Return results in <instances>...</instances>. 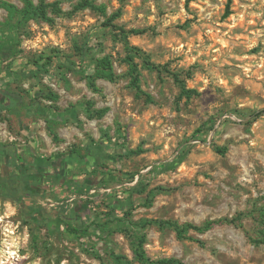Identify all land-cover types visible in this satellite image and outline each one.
<instances>
[{
  "label": "rangeland",
  "instance_id": "374dc122",
  "mask_svg": "<svg viewBox=\"0 0 264 264\" xmlns=\"http://www.w3.org/2000/svg\"><path fill=\"white\" fill-rule=\"evenodd\" d=\"M8 1L22 6L20 0ZM58 1L62 11L49 12L51 21L30 20L18 30L3 26L7 12L0 7V89L22 96L14 111L0 112V143L15 145L28 162L32 156L47 158L71 149L83 153L97 143L105 144L106 155H99L100 167L92 162L97 150H91L87 162L70 164L77 185L85 170H97L88 193L73 188L50 200L27 197L50 213L47 225L26 217L22 202L0 197V264H113L111 253L142 264L132 252L133 239L142 233L153 259L264 264V243L252 241L263 238L261 230L264 234L259 212L264 207V112L251 122L234 112L264 109V0H91L103 5L104 13L75 8L81 0ZM112 14L114 24L146 29L127 40L161 66L160 72L148 69L134 58L141 90L152 101L136 96L129 85L123 43L102 26ZM82 44L95 57H111L115 81L97 77L94 91L85 74L35 78L26 71L27 60L53 49L78 60L75 45ZM166 70L178 73L197 94L181 95ZM51 94L58 98L52 100ZM103 108L97 117L93 110ZM207 121L214 128L203 138H192ZM182 146L186 151L178 164L154 170L160 162H171ZM216 146L225 147V153ZM137 147L143 151L127 154ZM127 189L133 224L119 219L120 209L108 207ZM76 204L84 211L73 214ZM55 212L87 232L70 234L66 219L52 216ZM239 213L240 225L190 230V239L177 238L168 226L141 230L134 225L143 218L201 224Z\"/></svg>",
  "mask_w": 264,
  "mask_h": 264
},
{
  "label": "trees",
  "instance_id": "16d2710c",
  "mask_svg": "<svg viewBox=\"0 0 264 264\" xmlns=\"http://www.w3.org/2000/svg\"><path fill=\"white\" fill-rule=\"evenodd\" d=\"M22 2V6L18 7L14 3L8 0H0V7L3 8L7 12V20L4 22L3 26H9V29L15 28L20 29L23 28L26 23L30 20L38 21H51L49 12L52 13H61V8L59 6L58 0H53L51 2H47L46 0H39L35 3L33 0H20ZM80 7H92L94 9L99 10L100 12H105V7L103 5H95L91 0H81L77 4L75 8ZM226 13H228V7L226 9ZM116 14H112L107 17L106 20L102 23V26L109 27L114 32V36L117 37L123 43V48L125 51V56L123 58V62L126 63L128 67V75H129V85L135 90L136 96L141 94L145 95L148 101H152V98L149 94L142 92L140 87V70L139 65L135 61V57H139L142 59L144 66L148 69H155L157 71H161V66L155 64L149 59V56L142 52L137 47L129 44L127 38L130 34L137 35L144 33L146 29L139 28H125L123 26L117 25L113 23ZM1 26V23H0ZM75 50L79 53L80 57L78 60H74L71 55L65 54L58 50H51L49 53H41L33 56L31 59L27 60V64L29 69L26 70L30 72L32 77H41V76H57L59 78H63L66 73L73 74H85L87 75L89 86L97 91L98 88L95 85V78L100 77L109 81H115L117 75L114 72L113 61L109 55H104L101 57L93 56L92 49L86 45H75ZM89 59L90 62L86 64V60ZM92 67V68H91ZM172 75L173 80L177 82L180 86L181 95L186 98H190L193 94H197V91L194 89L187 88L184 80L180 77V75L176 72H169ZM52 100H56L58 98L57 94H51L49 96ZM19 104H22V96L17 92H3L0 89V112L4 108H8L10 110L16 109L15 107ZM106 109H95L93 112L96 113L97 117L103 115ZM236 114L243 118V121L251 122L256 119L259 115L264 112V109L258 111H241L234 110ZM49 130L50 126L48 125ZM214 128V122L207 121L202 125L197 127L193 134L192 138L200 139L208 133L209 130ZM117 145L123 147L122 142H117ZM105 144L97 143L95 146L92 145L87 146L85 148V152H81L78 149H71L66 153L53 155L51 157H39L32 156L33 160L30 162L26 161L25 158H21L17 153V147L13 144H2L0 143V197L7 196L12 197L15 201H20L23 203L26 209V217H34L37 222L43 221L48 223L49 220L45 221L50 216V213L46 212L41 206L34 203L27 197H46V193L44 190L46 188H38V182L41 180L53 179L56 185H62L67 181L68 176L71 173L70 164L74 161H83L87 162L89 160V155H91V150H97V154L93 155V163L98 165V157L99 155L104 154ZM100 149H102L101 152ZM185 146H182L179 149V152L172 159V161L160 162L154 170L156 172L165 171L173 165L178 164L181 161V157L184 155ZM216 151L220 154L225 153V147L216 146ZM143 150L141 147H137L136 149H130L127 151V154H139ZM97 170H85L86 177L83 180L82 184H79L77 188H82L86 193L94 186L93 184V175ZM74 188L75 190H78ZM73 189V188H72ZM42 192V193H41ZM16 195V196H15ZM49 195V194H48ZM52 197L58 198L57 194L51 193ZM109 210L112 211L116 208L120 209L122 212V216L119 218L122 222H128L129 224H133L130 220L131 210L133 208L132 201L130 200V194L128 189L125 190V196L123 198H114L113 201L108 205ZM64 209V208H63ZM79 209H83L84 206L82 204H76L73 208V214L76 213ZM65 211V210H63ZM261 221L264 227V207L259 209ZM72 215V214H71ZM85 215V214H84ZM242 214L235 215L233 217H221L217 219H208L205 220L201 224H193L190 222L180 223L173 219H157V218H143L137 222H134V225L139 229H144L149 225H156L158 227L168 226L172 228L179 239H187L189 238L188 232L190 230H194L197 232H204L215 225L229 223L233 225H240V218ZM52 216L57 218L64 217L66 220H63L66 223L67 230L70 234H74L77 236L84 235L87 232L86 227H76L72 224V218H68L62 212L52 213ZM67 217V218H66ZM72 217V216H71ZM86 217V216H85ZM73 218L75 216L73 215ZM52 219V218H51ZM25 221V220H24ZM52 225V222H51ZM53 226V225H52ZM261 234L263 238L261 239H253L252 241L255 243H264V234L263 230H261ZM190 239V238H189ZM145 234H138L132 241V252L134 255V259L139 261L142 264H186L183 260L178 259L176 257H161L157 259L151 258L147 255L145 248ZM111 259L113 264H132V260L127 256L117 253H111Z\"/></svg>",
  "mask_w": 264,
  "mask_h": 264
},
{
  "label": "crops",
  "instance_id": "0c3cea01",
  "mask_svg": "<svg viewBox=\"0 0 264 264\" xmlns=\"http://www.w3.org/2000/svg\"><path fill=\"white\" fill-rule=\"evenodd\" d=\"M37 156L42 157L41 155H37ZM72 179L73 178H72L71 173H70V175L67 178V181L65 183H63L62 185H56L55 181L53 179L41 180L37 184H38V188H46V190H44V191L48 192V193H46V197H48L47 199L50 200L52 198V195H51L52 192L54 194L56 193L58 197L59 196L60 197H65V195L69 191H71L72 188H77L78 187L77 183L73 182ZM46 197L41 198L39 196L38 198L44 199Z\"/></svg>",
  "mask_w": 264,
  "mask_h": 264
}]
</instances>
